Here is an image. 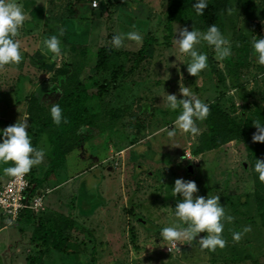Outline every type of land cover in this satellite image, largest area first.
Wrapping results in <instances>:
<instances>
[{
  "label": "rangeland",
  "instance_id": "rangeland-1",
  "mask_svg": "<svg viewBox=\"0 0 264 264\" xmlns=\"http://www.w3.org/2000/svg\"><path fill=\"white\" fill-rule=\"evenodd\" d=\"M91 1L15 0L27 17L15 38L23 58L19 65L0 68V133L25 118L30 99L49 112L48 106L66 90L67 77L75 78L90 96L86 109L92 125L79 145L69 137L60 141L62 162L43 178L53 159L51 137L29 126L32 146L45 152L43 162L26 174L28 181H39L43 211L30 212L29 225L20 217L14 222L0 217V264H264V227L239 140L193 156L190 134L177 128L176 136L169 138L162 131L175 128L180 114V109L167 107L166 95L182 99L183 86L239 125L254 112L264 118V66L257 63L251 46L253 36L264 38V0H229L234 11L222 16L217 27L230 40L232 54L219 60L214 47L201 41L194 47L207 55L208 67L196 77L187 72L190 57L175 43L177 26L197 30L195 9L189 10L186 22L171 24L166 42V0H94L95 8ZM61 28V55L42 54L47 51L43 41ZM132 30L147 42L144 57L130 76L118 78L96 97L97 85L108 79L111 69L127 71L134 65L130 60L141 46L125 41L117 49L111 44L114 35ZM103 47L110 49L107 69L95 72V53ZM233 89L237 91L230 94ZM189 164L192 173L186 174ZM10 166L0 162V182L8 178L3 168ZM176 179L194 181V196L220 197L226 215L234 217L232 223L222 221L226 247L209 251L179 241L177 252L162 240L163 228L182 223L172 211L182 199L172 192ZM246 226L251 231L234 242L232 233ZM46 230L54 236L47 243L31 240ZM63 233L64 245L55 247Z\"/></svg>",
  "mask_w": 264,
  "mask_h": 264
},
{
  "label": "clouds",
  "instance_id": "clouds-1",
  "mask_svg": "<svg viewBox=\"0 0 264 264\" xmlns=\"http://www.w3.org/2000/svg\"><path fill=\"white\" fill-rule=\"evenodd\" d=\"M94 6L97 7V5ZM207 6V0H196L193 8L196 14L201 16ZM233 11L232 7L227 9L228 14H232ZM26 18L23 6L17 4L15 0H0V68L8 64L19 65L22 61L20 42L15 38L20 35L19 29L23 26ZM133 28H135L134 25ZM177 32L179 38L175 39V43L178 44L181 53L190 57L187 66V72L190 76L196 77L208 67L207 55L198 52L194 47L200 44L201 41L214 47L219 60H223L232 54L230 40L221 33L215 23L208 27L206 32L193 28L189 31L187 27L180 28L179 26H177ZM63 34L64 29L61 28L58 35L46 38L43 41V45L47 51H42V54L47 55L50 52L60 56L62 50L59 36H63ZM125 41L134 42L136 46H142L143 36L136 30L126 33L121 32L112 37L111 44L119 49L125 46ZM251 46L257 63L264 66V38L257 39V37L253 36ZM260 78L264 79V74H261ZM179 91L183 97L179 100L176 94H165L167 107L172 111L180 109V114L174 121L175 128L172 130L165 128L162 131L167 132L169 138H174L178 128L181 132L190 134L191 138L195 139L200 135L197 121L205 120L210 114V108L207 103L193 93L190 87H180ZM236 91L237 89H233L230 94H234ZM48 107L52 122L55 125L59 126L62 122H68L63 116L59 103L51 104ZM252 123L256 129V132L252 135V142L264 143V124H262L260 119ZM28 128V117L25 116L23 120H18L0 133L3 138L2 142H0V162L4 164L11 162L12 164L10 167L3 168V173L7 177L21 179L34 166H38L43 162L45 152L43 149L32 146ZM254 171L259 174V180L264 182V159L255 160ZM172 192L175 196L179 194L182 197L176 202L175 206V216L182 223L163 228L159 233L162 240L172 243L176 247L177 252H180L177 247V242L179 241H185L188 244L196 241L200 244L202 250L207 249L209 251L226 247L227 241L222 237L224 231V223L222 221L232 223L234 217L226 215L224 206L219 203L220 197L209 195L207 197L194 196V193L198 192L196 183L183 179L174 181ZM249 231H251V228L246 226L242 231L233 232V241L239 242L243 235ZM200 233H207V235L197 240V236Z\"/></svg>",
  "mask_w": 264,
  "mask_h": 264
},
{
  "label": "trees",
  "instance_id": "trees-1",
  "mask_svg": "<svg viewBox=\"0 0 264 264\" xmlns=\"http://www.w3.org/2000/svg\"><path fill=\"white\" fill-rule=\"evenodd\" d=\"M195 1L196 0H166V42L171 36V24L181 20L186 22V16L189 13V10H194L193 5ZM228 8L229 0H210L208 10L201 16L196 14L194 28L201 32H206L207 28L212 24L215 23L217 25L220 22V18L227 13ZM146 46L147 42L143 40L141 49L136 51L130 60L134 65H132L129 70L124 71L119 66L111 69L108 73V79L102 80L101 83L97 85L95 96L99 97L107 92L108 87L114 85L118 78L126 79L130 76L131 69L136 67L144 57ZM109 59L110 49L107 47L99 48L95 53L93 67L95 72L105 71ZM67 82L68 85L66 90L56 102L59 103L63 111V116L68 121L67 123L62 122L59 126L55 125L52 122L50 111L46 112L34 99H30L26 106L25 116L28 117L29 126L36 131H43L51 137L50 143L52 145L53 159L49 162V170L43 173L42 178L62 162L60 141L63 138L69 137L68 140L71 141L73 145L77 146L82 140H85L88 135L87 129L92 125L91 116L86 109V102L90 96L87 95L83 86L76 81L75 78L67 77ZM209 108L210 114L208 117L203 121H198L200 124V135L194 139L190 148V153L193 156H197L204 152L216 149L226 142L238 139L243 146L246 157L249 161V174L253 188L252 199L256 208V214L261 219V225L264 227V182L259 180V174L254 171L255 160L264 159V143L252 142V135L256 132L252 122L260 119L262 124H264V118L258 112H254L241 121L242 123L239 125L226 113L221 111L217 105H209ZM241 117L243 118V114ZM79 131L80 134H78ZM28 182L30 185L28 192L31 193L36 189V185L39 181L34 177ZM175 206L176 205L172 206V211L174 213ZM19 217L26 225L33 222L29 212H22ZM36 223L37 226H39L40 220H37ZM52 233L53 231H47L46 233L42 232V234L40 233L37 236L33 235L31 240L36 244L38 241L44 244L47 243L50 236L54 237ZM203 234L204 233H202L200 237H203ZM66 237V234L63 233V236L57 241L56 245L54 244V246L57 247L59 244L64 245ZM200 237L198 235L197 240ZM193 243L201 249L198 242L193 241Z\"/></svg>",
  "mask_w": 264,
  "mask_h": 264
},
{
  "label": "built area",
  "instance_id": "built-area-1",
  "mask_svg": "<svg viewBox=\"0 0 264 264\" xmlns=\"http://www.w3.org/2000/svg\"><path fill=\"white\" fill-rule=\"evenodd\" d=\"M94 5L96 2L92 0L90 6L95 8ZM184 156L191 158L189 151ZM29 186L26 175L21 179L8 177L0 182V217L14 222L22 212L37 214L43 211V195L37 189L29 193Z\"/></svg>",
  "mask_w": 264,
  "mask_h": 264
},
{
  "label": "water",
  "instance_id": "water-1",
  "mask_svg": "<svg viewBox=\"0 0 264 264\" xmlns=\"http://www.w3.org/2000/svg\"><path fill=\"white\" fill-rule=\"evenodd\" d=\"M244 167V165H242ZM185 173L188 174V173H192V167L191 165H186L185 166ZM134 220L137 221L140 225H144L145 221H143L140 217L138 216H135L134 217ZM202 235V233L199 234V237ZM201 238V237H200ZM198 238V239H200Z\"/></svg>",
  "mask_w": 264,
  "mask_h": 264
}]
</instances>
